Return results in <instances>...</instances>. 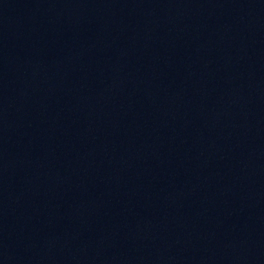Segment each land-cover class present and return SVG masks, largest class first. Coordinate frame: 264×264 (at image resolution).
<instances>
[{"label":"water","instance_id":"water-1","mask_svg":"<svg viewBox=\"0 0 264 264\" xmlns=\"http://www.w3.org/2000/svg\"><path fill=\"white\" fill-rule=\"evenodd\" d=\"M0 193L264 264V0H0Z\"/></svg>","mask_w":264,"mask_h":264}]
</instances>
